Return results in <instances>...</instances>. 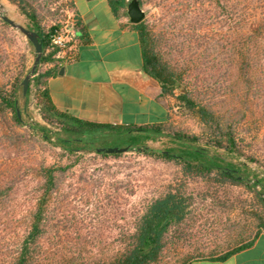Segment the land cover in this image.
<instances>
[{
    "label": "trees",
    "instance_id": "1",
    "mask_svg": "<svg viewBox=\"0 0 264 264\" xmlns=\"http://www.w3.org/2000/svg\"><path fill=\"white\" fill-rule=\"evenodd\" d=\"M137 1L140 7L144 5V0ZM8 2L27 20L26 27L39 35L43 50L40 65L53 62V52L47 50L48 38L60 27L52 26L46 30L30 0ZM176 3L178 8L171 17L170 29L177 31L173 34L175 40L183 41L180 52L188 51L186 44L188 47L196 44L197 47L190 52V57L185 58L182 67L176 66L157 50L155 33L144 18L132 24V29L138 36L143 71L156 82L163 99H173L184 115L202 125L201 134L170 127L169 113L164 123L119 127L83 121L59 112L45 88V80L52 71L40 72L38 66L24 98L28 101L33 97L45 123L42 125L25 119L18 104L19 97H23L24 64L9 83H0V118L8 117L18 129L24 127L29 138L58 148L67 156L87 153L117 158L123 153H98L97 149L129 147V152L171 163L179 169V183L148 201L135 217L133 231L116 239L114 244L122 250L110 261L92 264L158 263L168 242L184 239V227L193 213L196 197L209 201L214 212L221 210L224 214L223 210H234V205L225 198L227 193L220 189L226 185H237L250 193L251 209L243 213L247 224L237 226L234 231L232 228L236 226L232 223L229 230L220 233L216 227L218 223L211 220L209 227L193 236L202 245L188 244V251L176 264L225 259L250 247L264 232V161L243 151L240 145L243 140L236 126L253 115L251 107L255 105V137L263 139L264 143V0H177ZM107 4L116 16L126 10L127 3L126 0H107ZM203 4L214 11L213 15L219 13L220 16L214 19L207 11L202 15ZM215 21L221 24L220 36L213 34L200 39L203 24L214 26ZM0 24L10 27L1 19ZM192 72H204L209 81L200 84L197 78L191 89L185 80ZM201 92L209 97L207 101L200 99ZM226 102L228 105L223 104ZM221 104L223 107H219ZM17 109L21 119L17 117ZM149 142H160L162 148H151L147 146ZM64 169L41 165L25 171L20 178L23 181L28 176L34 177L36 185L32 187V194L37 196V200L29 218L24 220L22 234L12 233V226L6 227L11 232L7 229L0 231V247H18L11 264H29L38 258L42 250L39 246L41 241L54 246L43 251V255H47L54 264H73L61 253V237L58 234L47 237L50 224L48 207L53 194L58 192V174ZM194 181H202L204 190L197 194L189 193V185ZM16 184L14 181L7 187H0V212L9 207L7 202ZM9 216L12 219L10 213ZM0 224L6 223L0 221ZM53 240L54 243L51 242Z\"/></svg>",
    "mask_w": 264,
    "mask_h": 264
},
{
    "label": "rangeland",
    "instance_id": "2",
    "mask_svg": "<svg viewBox=\"0 0 264 264\" xmlns=\"http://www.w3.org/2000/svg\"><path fill=\"white\" fill-rule=\"evenodd\" d=\"M141 7L144 19L155 33L157 50L178 67H182L186 57L196 49V44L185 45L188 51L181 54V40H175V28H171V17L178 8L177 0H144ZM35 7L42 25L48 30L52 26H66L73 29L74 14L71 0H30ZM202 15L207 12L214 14L212 9L203 4ZM0 12L14 21L26 26L27 20L8 0H0ZM167 15V16H166ZM220 16L216 13L212 17ZM219 21V20H217ZM220 22L214 26L203 24L200 39L209 38L213 34L220 36ZM180 43V44H179ZM34 58L33 48L28 41L11 27L0 24V83L7 84L24 64L25 71L30 69ZM25 73V75H26ZM186 78V76H185ZM199 79L202 84L209 81L204 72H192L185 80L186 86L194 87V81ZM178 93V91H177ZM33 97L28 101L19 97L18 104L28 121L45 125L41 119L40 110L35 107ZM209 97L201 92L200 99L207 101ZM223 104H227L223 103ZM223 104L219 107H223ZM170 127L186 132L201 134L203 127L195 119L184 115L173 99L167 100ZM253 115L243 123H239L237 133L242 138L243 151L264 161L263 139L255 137V105L251 107ZM151 148H162L160 142L148 143ZM59 166L65 168L58 174V192L52 196L47 216L50 220L48 236L58 234L60 250L65 258L73 264H92L94 262L110 261L113 255L122 247H116V239L123 234H130L134 219L142 208L152 198L160 196L170 187L179 183V169L167 162L156 160L136 152H125L120 157H100L94 154L79 153L67 156L60 149L52 148L36 138H29L24 127L16 128L8 117L0 118V187H7L16 182L14 192L9 197V207L0 212V231L12 226V233H23L24 220L28 219L33 210L37 196L32 194L36 185L33 176L20 181L25 171L39 166ZM253 167V165H250ZM250 179V178H249ZM34 182V183H33ZM202 181H194L189 185V193L197 194L203 191ZM234 205V210L214 212L209 201L196 197L193 213L184 227V239L172 240L166 244L162 256L155 264H176L188 251V244L202 242L193 238L197 231L210 226V221L218 223L220 233L230 229L232 223L245 226L244 211L251 209V195L243 187L226 185L220 188ZM228 196V198H227ZM11 214L12 219L9 216ZM230 213V214H229ZM227 215V216H226ZM15 221V222H14ZM8 223V225H7ZM55 228H58L55 232ZM236 228V229H235ZM11 232V229H7ZM252 233L254 229L251 228ZM219 233V234H220ZM46 240V239H45ZM52 243L55 240L51 241ZM41 254L29 264H54L43 251L54 247L41 241ZM18 247H0V264H11ZM69 251V252H68ZM68 252V253H67Z\"/></svg>",
    "mask_w": 264,
    "mask_h": 264
},
{
    "label": "crops",
    "instance_id": "3",
    "mask_svg": "<svg viewBox=\"0 0 264 264\" xmlns=\"http://www.w3.org/2000/svg\"><path fill=\"white\" fill-rule=\"evenodd\" d=\"M74 60L40 66L53 106L79 120L141 127L167 120V101L142 68L137 33L126 10L113 15L107 0H71ZM188 264H264V232L253 244L222 260Z\"/></svg>",
    "mask_w": 264,
    "mask_h": 264
},
{
    "label": "water",
    "instance_id": "4",
    "mask_svg": "<svg viewBox=\"0 0 264 264\" xmlns=\"http://www.w3.org/2000/svg\"><path fill=\"white\" fill-rule=\"evenodd\" d=\"M126 13L129 18V21L133 24L140 22L144 18V12L140 7L137 0H126ZM0 19L8 24L12 29L19 32L32 46L34 51V58L33 63L30 69L27 71L26 75L23 77L21 81V88H22V96L26 95L28 90V86L30 83L31 78L36 73L37 67L40 65L43 50L42 45L39 39V35L27 28L26 26L14 21L13 19L9 18L7 15L0 12ZM18 119H21V114L19 109L16 110ZM129 147H108V148H100L97 149L98 153H106V154H121L128 152Z\"/></svg>",
    "mask_w": 264,
    "mask_h": 264
},
{
    "label": "built area",
    "instance_id": "5",
    "mask_svg": "<svg viewBox=\"0 0 264 264\" xmlns=\"http://www.w3.org/2000/svg\"><path fill=\"white\" fill-rule=\"evenodd\" d=\"M71 31L62 26L49 35L47 50L53 52L54 60L59 63H69L74 60L73 49L70 45Z\"/></svg>",
    "mask_w": 264,
    "mask_h": 264
}]
</instances>
